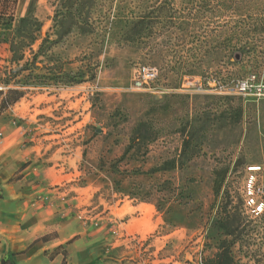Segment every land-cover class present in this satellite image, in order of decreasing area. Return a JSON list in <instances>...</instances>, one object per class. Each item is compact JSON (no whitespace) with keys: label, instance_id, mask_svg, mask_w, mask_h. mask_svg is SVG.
Segmentation results:
<instances>
[{"label":"rangeland","instance_id":"obj_1","mask_svg":"<svg viewBox=\"0 0 264 264\" xmlns=\"http://www.w3.org/2000/svg\"><path fill=\"white\" fill-rule=\"evenodd\" d=\"M9 13L43 27L23 69L0 43V169L28 156L48 170L35 204L91 225L98 264H202L218 210L264 221V98L183 91L264 82V0H19ZM143 64L160 68L157 89L132 91ZM9 89L26 94L4 106Z\"/></svg>","mask_w":264,"mask_h":264},{"label":"crops","instance_id":"obj_2","mask_svg":"<svg viewBox=\"0 0 264 264\" xmlns=\"http://www.w3.org/2000/svg\"><path fill=\"white\" fill-rule=\"evenodd\" d=\"M28 161L23 156L14 161V169H0V264H98V238L91 225L76 222L63 209V219L57 222L50 206L35 204L39 189L47 193L42 183L48 170ZM16 172L23 176L11 182ZM42 209L51 216L44 222L32 218Z\"/></svg>","mask_w":264,"mask_h":264},{"label":"trees","instance_id":"obj_3","mask_svg":"<svg viewBox=\"0 0 264 264\" xmlns=\"http://www.w3.org/2000/svg\"><path fill=\"white\" fill-rule=\"evenodd\" d=\"M18 1L0 0V31H4V34L0 32V43L9 45L12 53L11 63L23 69V62L25 65L31 62L26 58L27 50L31 51L36 59L37 54L33 47L41 37L43 25L35 16H23L18 19L10 15V7L15 6ZM59 12L58 10L55 15L56 24L62 14ZM62 17L67 19L63 15ZM12 24L15 27L9 32V26ZM61 26L60 24L59 28ZM48 42L49 40L44 39L39 51ZM5 84L9 85V81ZM25 94L19 90L9 89L3 100L4 106L16 104ZM3 95L4 92L0 91V97ZM263 230L262 215L254 219L240 208L232 207V210H228L227 207L218 210L214 218L210 220L205 237L207 239L205 247L208 251L212 250L213 254L209 258L204 255L202 264H264V240L258 239ZM238 247L239 250L236 251Z\"/></svg>","mask_w":264,"mask_h":264},{"label":"built area","instance_id":"obj_4","mask_svg":"<svg viewBox=\"0 0 264 264\" xmlns=\"http://www.w3.org/2000/svg\"><path fill=\"white\" fill-rule=\"evenodd\" d=\"M161 78V70L153 64L136 66L133 74L132 91L150 92L157 89L155 86ZM185 92L212 91L218 95H237L242 97L264 98V82L257 81L255 76L246 80H233L223 83L219 79L211 78L191 80L185 83Z\"/></svg>","mask_w":264,"mask_h":264}]
</instances>
